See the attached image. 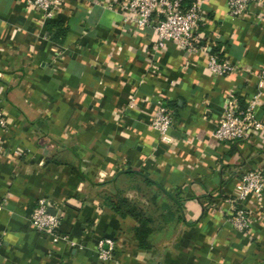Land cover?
Instances as JSON below:
<instances>
[{
  "label": "crops",
  "instance_id": "1",
  "mask_svg": "<svg viewBox=\"0 0 264 264\" xmlns=\"http://www.w3.org/2000/svg\"><path fill=\"white\" fill-rule=\"evenodd\" d=\"M122 1L63 0L47 18L0 0V264H264V191L242 202L245 230L231 222L242 174L264 173V0L238 17L227 0H185L203 9L195 50L156 48ZM210 53L232 70L211 72ZM257 93L262 127L214 138L229 95L243 106ZM159 103L173 115L169 142L150 126ZM114 177L164 197L142 243L105 198ZM40 199L61 218L57 240L30 224ZM102 237L114 240L105 261Z\"/></svg>",
  "mask_w": 264,
  "mask_h": 264
},
{
  "label": "built area",
  "instance_id": "2",
  "mask_svg": "<svg viewBox=\"0 0 264 264\" xmlns=\"http://www.w3.org/2000/svg\"><path fill=\"white\" fill-rule=\"evenodd\" d=\"M63 0H28L32 8L40 10L47 18L52 17L61 7ZM263 0H227L228 13L231 16H240L247 5L261 3ZM125 18L132 21L138 29L151 27L156 38L155 47L165 45L167 41L175 42L179 47L195 50L193 32L202 19L200 1H193L185 5L183 0H124L120 3ZM207 67L215 75L223 76L232 70V65L215 54L210 53L206 60ZM259 93L248 100L243 106L236 103L235 97L229 95L222 115L219 118L212 135L219 141H231L246 138L251 131L262 127L255 116ZM5 120L0 112V125ZM173 123L172 112L159 103L150 121L160 139L170 141L169 129ZM264 191V173L260 169H251L244 172L236 185L235 194L231 202L235 204L232 216V225L239 230H245L250 224V216L242 202L249 196L259 197ZM50 203L40 199L32 209L30 215L31 226L43 233H52L60 223V216L49 211ZM59 235H54L57 240ZM62 238H64L62 236ZM114 240L111 237H102L97 242L98 259L105 261L112 258Z\"/></svg>",
  "mask_w": 264,
  "mask_h": 264
},
{
  "label": "rangeland",
  "instance_id": "3",
  "mask_svg": "<svg viewBox=\"0 0 264 264\" xmlns=\"http://www.w3.org/2000/svg\"><path fill=\"white\" fill-rule=\"evenodd\" d=\"M116 188L120 196L126 197L134 205H142L144 212L148 216L157 217L159 210L152 207V201L156 202L158 195L152 194L150 186L141 182L140 178L126 177L118 178L110 188ZM162 198V199H161ZM158 197V201L164 200V197ZM157 219V218H156Z\"/></svg>",
  "mask_w": 264,
  "mask_h": 264
},
{
  "label": "trees",
  "instance_id": "4",
  "mask_svg": "<svg viewBox=\"0 0 264 264\" xmlns=\"http://www.w3.org/2000/svg\"><path fill=\"white\" fill-rule=\"evenodd\" d=\"M183 3L185 5H189L192 2L187 4L185 0H183ZM107 182L114 185L115 177L107 180ZM104 191L105 198L115 212L121 215H130L137 221L138 226L135 230L136 236L139 242L141 241L142 243V241L149 235L151 231L148 224L150 222V217L145 214L143 209L139 208L137 205L132 204L126 197L120 196V192L116 188H114L113 190H111L110 188H105Z\"/></svg>",
  "mask_w": 264,
  "mask_h": 264
},
{
  "label": "water",
  "instance_id": "5",
  "mask_svg": "<svg viewBox=\"0 0 264 264\" xmlns=\"http://www.w3.org/2000/svg\"><path fill=\"white\" fill-rule=\"evenodd\" d=\"M49 211H50V209H49ZM50 212H52V211H50Z\"/></svg>",
  "mask_w": 264,
  "mask_h": 264
}]
</instances>
